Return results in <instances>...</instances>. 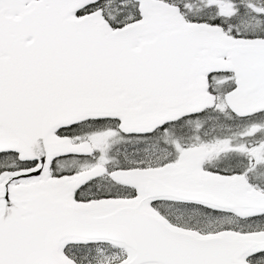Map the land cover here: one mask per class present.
<instances>
[{
    "label": "snow or ice",
    "instance_id": "6c2138e0",
    "mask_svg": "<svg viewBox=\"0 0 264 264\" xmlns=\"http://www.w3.org/2000/svg\"><path fill=\"white\" fill-rule=\"evenodd\" d=\"M0 264H264V0H0Z\"/></svg>",
    "mask_w": 264,
    "mask_h": 264
}]
</instances>
